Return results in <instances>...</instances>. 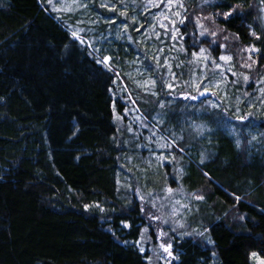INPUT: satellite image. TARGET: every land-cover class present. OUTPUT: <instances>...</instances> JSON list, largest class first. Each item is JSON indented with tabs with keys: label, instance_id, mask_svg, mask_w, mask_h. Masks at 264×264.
Wrapping results in <instances>:
<instances>
[{
	"label": "trees",
	"instance_id": "trees-1",
	"mask_svg": "<svg viewBox=\"0 0 264 264\" xmlns=\"http://www.w3.org/2000/svg\"><path fill=\"white\" fill-rule=\"evenodd\" d=\"M86 1L73 20L96 22L77 39L72 19L59 18L47 0H0V264H149L138 243L143 208L121 189L142 183L134 177L144 165L139 153L160 161L122 133L117 117L128 121L129 103L116 95L119 79L142 112L145 124L128 121L137 142L157 128L170 145L165 186L203 197L189 221L193 235L173 234L175 257L158 264L264 257V2L181 0V15L155 38L141 34L149 19L140 4L121 15ZM113 15L127 22L124 34L107 19ZM250 47L258 50L252 56ZM221 56L232 58L235 75L219 88L209 80ZM105 57L108 67L99 62ZM141 66L146 74L159 67L150 75L155 95L127 75L140 80ZM155 114L163 120L154 125Z\"/></svg>",
	"mask_w": 264,
	"mask_h": 264
},
{
	"label": "rangeland",
	"instance_id": "rangeland-1",
	"mask_svg": "<svg viewBox=\"0 0 264 264\" xmlns=\"http://www.w3.org/2000/svg\"><path fill=\"white\" fill-rule=\"evenodd\" d=\"M95 1H97L98 5L100 6L98 7V9L105 8L106 11L110 12V9L113 8V4H109L105 0ZM181 2V0H171L170 6L169 0H125V2H122L119 5V7L117 6L114 8H118V13H121L120 10L122 9L135 10L140 4L141 8L139 9L140 11H142V16L145 15V17H148L149 19L148 24L145 26V28H143L141 34H148L149 36L158 38L160 33L159 30H161L160 28L165 29L167 19L171 22L174 21L175 13L179 12V4ZM101 4H106L108 5V7H101ZM46 5H48L59 18H64L65 20H67L66 15H68V18L72 19V22H69L68 20L66 21L68 22L69 29L72 31V33L75 32L78 37H82L80 33L83 30L86 31L85 23H90V20L87 21L84 16L83 18L76 17L77 19L74 20L73 18L74 16H76V12L78 11V9L84 8L85 6L89 5L88 1L53 0L52 3H49V0H47ZM53 5L55 6V8L60 10H54ZM137 13L138 15L140 14L139 11H137ZM137 13L134 12L133 16L138 17ZM119 15L109 16L107 17V19L109 20V22H117V28L122 29L121 33L124 34V29H126V25L128 24L127 22L120 21ZM79 17H81V15H79ZM95 22L96 20H91L90 24H93ZM118 33H114L116 37L120 38L123 36L121 33L118 35ZM255 52L256 51H248L250 56L254 55ZM202 59L205 58L203 57ZM141 67L142 69H139V71H143L144 77L139 80L137 76H134L133 73H128L127 75L129 79L131 80L132 84L136 83V86L142 88L144 91L155 93L154 85L157 83V78L150 75L155 70H158L159 67L154 68L155 66H153L155 70L153 69L148 74L146 73L147 70H149V67ZM233 72L234 69L231 60L220 59L216 62L215 68L211 70V79L209 80V82H212L215 87L222 88L224 87L225 83H227L229 74ZM201 77H205V74L200 75L198 78H193L190 81V85L193 89H196L198 87L199 79H202ZM152 81H155L154 85L152 84ZM259 88L260 89L258 90V93L264 94V83L260 82ZM115 91L117 92L116 95L118 97H120V95H123V99H126V101H128L129 103L124 106V113L127 115L128 121H134L139 125H141V123H144L142 112L138 108V106H136V103L134 102V94L130 90V87L127 85V83L122 79L117 80ZM205 91L203 92L206 93ZM134 103L135 106L132 105ZM162 120L163 119L159 114H155L153 124L155 125L157 122L160 123V121ZM128 121H123L119 119V117H117V122L122 130V133L128 135L133 134L132 142L135 144V147H137L136 149L138 152L141 149H146L152 152L153 157H165V148L160 147V144L165 143V138L160 132L157 131V128L150 129V132H148L149 134L144 135L145 140L138 143V135L132 132L131 122ZM152 144L155 146H152ZM155 149L157 150L156 152ZM139 156L144 165L143 167H134L137 171V176L134 175V177L142 178V183H140L138 180L137 182H134V179L130 181L131 183H125L126 186H123V188L121 189L122 196H129L130 198L131 193H134L133 195L138 201H140L143 208L146 224L142 229L138 243L140 248L143 249V252L148 253L149 264H158L160 262L166 263L169 262L170 259L175 257L174 247L172 246L171 248L172 255L170 256L167 252L164 251L163 248L160 247V245L171 244L172 235L176 233L193 235V233L189 229V221L194 222L197 220L198 213L202 210L203 203L201 199H197V197H200L199 195H194L193 193H190L189 190H186L182 187L173 189L170 186H165V160L158 163L151 161L150 157H145L141 153H139ZM174 174L173 176L176 177L177 175ZM131 177H133V175ZM168 189H172V191L169 192ZM200 219H203V217H201ZM200 231L202 233L198 234H205L203 230ZM250 258L253 264H264V257L257 252H252Z\"/></svg>",
	"mask_w": 264,
	"mask_h": 264
},
{
	"label": "snow or ice",
	"instance_id": "snow-or-ice-1",
	"mask_svg": "<svg viewBox=\"0 0 264 264\" xmlns=\"http://www.w3.org/2000/svg\"><path fill=\"white\" fill-rule=\"evenodd\" d=\"M52 2H53V0H49V3H52ZM262 2H264V0H262ZM169 4H170V6H171V0H169ZM154 6H158V5H154ZM53 7H54V10H56V11H59V10H60V9L55 8L54 5H53ZM101 7H108V5H106V4H101ZM179 7L183 8L184 5H183L182 3H180V4H179ZM111 10H115V8L113 7V9H111ZM121 15H126V13H125V12H122ZM175 15H176V16H180L181 14H180V12H176ZM231 15H232L231 12L224 13V19H227V18H228L229 16H231ZM197 22H199V21H197ZM180 23H181V24L184 23V18H181V19H180ZM200 27L203 28L204 26H203V25H200ZM176 31H179V30L176 29ZM207 31H208L207 29H204V31H202V32L200 33V35H204V33L207 32ZM209 34H210V35H213V36L216 35L215 32H211V33H209ZM72 35H73L75 38L79 39V37L76 35L75 32H73ZM253 35H255V33H253ZM173 39H175V36H173ZM80 42H81V43H84L83 40H81ZM246 51L251 52V51H258V50L255 49L254 47H252V48L246 49ZM205 52H206V49L201 48V49H200V52H199L198 55H200L201 57H204ZM193 55H197V54H196V53H193ZM205 58H206V57H205ZM110 59H111L110 57H105L103 60H101V61H99V62L102 63V64H104L106 67H108V66H109V65H108V61H109ZM220 59H221V60H231L232 58H231L230 56H221ZM249 67H250V66H249ZM233 75H235V73H233ZM244 79H245V80H248V77L245 76ZM152 84L154 85V84H155V81H152ZM167 87L171 88L172 85L169 84V85H167ZM153 94L155 95V93H153ZM200 94L203 95L204 93L201 92ZM185 98H187V97H185ZM192 99H196V97H192ZM213 107H217V106H216V105H213ZM237 119H244V118H242V117H237ZM209 131H211V129H209ZM253 139H255V137H254ZM174 143H175V142L173 141V144H174ZM169 146H170V145L167 144V143L160 144V147H161V148H166V147H169ZM181 151H182V149H181ZM165 159H166V157H164V156H160V157H158V160L161 161V162H163ZM168 191L171 192L172 189H168ZM197 199H203V197H197ZM236 199L239 200V197H237ZM160 247L163 248L164 251L167 252L170 256L172 255V253H171L172 245H171V244H168V245L161 244ZM141 250L143 251V249H141Z\"/></svg>",
	"mask_w": 264,
	"mask_h": 264
}]
</instances>
